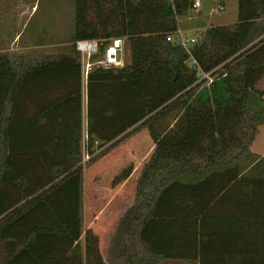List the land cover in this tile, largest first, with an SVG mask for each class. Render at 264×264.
I'll use <instances>...</instances> for the list:
<instances>
[{
  "label": "trees",
  "instance_id": "trees-1",
  "mask_svg": "<svg viewBox=\"0 0 264 264\" xmlns=\"http://www.w3.org/2000/svg\"><path fill=\"white\" fill-rule=\"evenodd\" d=\"M194 1L75 0L71 52L0 53L4 264H112L116 245L127 264H264V174L242 163L264 160L249 100L264 77V0H238L237 22L187 49L179 18ZM115 37L130 61L85 78L76 42L104 50ZM84 136L91 153L110 143L87 164ZM138 227L144 252L125 243Z\"/></svg>",
  "mask_w": 264,
  "mask_h": 264
},
{
  "label": "rangeland",
  "instance_id": "rangeland-1",
  "mask_svg": "<svg viewBox=\"0 0 264 264\" xmlns=\"http://www.w3.org/2000/svg\"><path fill=\"white\" fill-rule=\"evenodd\" d=\"M0 1L3 2L25 1L28 3L30 7L35 5L34 12L30 17L31 21L30 22L28 21L27 25L21 28V34L19 36V39L21 36H23L22 39L29 36H33L37 40L44 41L45 43H47L46 47L43 48V50H45L47 53V55L44 56H56L59 54H63L67 51L71 52L72 42L70 38L75 29V21H74L75 0H0ZM223 3H225V7H223V9L220 10L218 6L221 4L223 5ZM202 5L204 9H206V11L203 12V17H202L203 24H200L198 28L190 27L191 24L195 23V20L189 21V19H191L190 17L194 16L197 13L190 9L189 13H186L185 15L180 16L179 18L180 25L182 28L190 27V30H194V33L201 35L202 33L199 34L198 31H200V29H204L206 25L217 26V25L231 24L238 21V7H239L238 0H201V6L195 9L196 11H198V13H200ZM17 28H18L17 24H15L14 25L15 31ZM18 29H20V27ZM14 33L13 35L11 34L12 37L14 36ZM2 45H3V41H1L0 43V50L3 49ZM35 51L36 49H31L29 52L27 51L23 54H20L19 52L15 51L16 54L13 55L31 56L28 54L29 53L31 54L32 52L35 53ZM130 55L131 53L127 45L126 54H125L126 63L130 61L131 58ZM221 70L222 69L218 71V74L216 76L217 78L220 77ZM199 82L202 85H206L208 81L201 80ZM83 101H84V109H83L84 128L86 130V124H87L86 96H84ZM259 108L263 110L264 106H259ZM87 139H88L87 136H85L83 140V163L89 161V159L84 160L86 154H89L92 158L95 154H98L100 151L106 148V145H102L100 142L95 141V143L91 147V150H94L95 152L91 153L90 149L88 151V147L86 144ZM140 228L141 227L135 229L134 239L127 238L125 240V243L127 242L130 243L133 240L132 246L136 248V250L144 252L147 249V247L140 238V234H139ZM122 243H124V241ZM120 248H122V246L116 245L114 251L117 252ZM122 255L124 256V258H122L121 255L119 256V258L113 257L112 264H127L126 254H124V251ZM0 264H4V257L2 255H0ZM162 264H166V263L163 261Z\"/></svg>",
  "mask_w": 264,
  "mask_h": 264
},
{
  "label": "crops",
  "instance_id": "crops-1",
  "mask_svg": "<svg viewBox=\"0 0 264 264\" xmlns=\"http://www.w3.org/2000/svg\"><path fill=\"white\" fill-rule=\"evenodd\" d=\"M0 1V43L1 41H3V49L0 50V53H4V54H16L15 51L19 52L20 54H23L25 52H29L31 49H36L35 53H29L28 55H47L46 51L43 50V48L46 47V44L44 41H39L37 40L35 37L33 36H29L26 38H23V36L20 37L19 36L21 34V28L25 27L27 25V22L31 21L30 17L34 12V8L35 5H33L32 7H30L28 5L27 2L25 1H20V2H3ZM223 7H225V3H223ZM195 12H197L194 16L190 17L191 19H189V21H193L195 20L194 24H191L190 27L191 28H198L200 24L202 23V17H203V12L206 11V9H204L203 5L201 7V11L200 13H198V11L191 9ZM190 11H188L187 13H189ZM74 21H75V17H74ZM17 24V27L20 29H14V25ZM209 25H206L204 29H200L199 34L202 33ZM189 28H182L180 25V30L183 31L184 34L186 35H193V36H198L197 33H194V30H190ZM197 30V29H195ZM15 31V33H14ZM14 33V36L12 37ZM12 34V35H11ZM11 35V36H10ZM74 36V32L72 33V36L70 38L71 42ZM8 39V41H7ZM19 39V41H18ZM65 53H69L68 51ZM63 53V54H65ZM256 89L259 90H252L250 93V104L252 107H254L260 114L261 116H263L262 118L264 119V108L263 110H261V108H259V106H264V77L258 82ZM260 110V111H259ZM166 114L163 115L162 118H166ZM85 137V136H84ZM110 143H106L104 145H106V147L109 145ZM252 150L258 154H260V158L258 160H260L261 158L264 157V122L261 125V129L259 130L258 136L255 139V141L252 144ZM94 151V150H93ZM95 152V151H94ZM250 161V162H249ZM89 161L83 163V159H82V163L83 164H87ZM242 163L245 164V170L244 172L246 174H250V175H259V174H264V160H260V161H251L248 159H243ZM138 166V165H137ZM183 179H188L187 175H183L182 176ZM11 238L6 237L4 242L6 243L7 241H9ZM81 249L84 253L85 251V236L83 235L82 239H81ZM112 258L113 257H118L120 256L119 250L116 252L114 251V249L112 250ZM0 255H2L4 257V263H5V259L7 256V246L5 244V246H2V244H0ZM122 258H124V256H122ZM164 262L166 264H200V260H192V259H173V258H169L164 260Z\"/></svg>",
  "mask_w": 264,
  "mask_h": 264
},
{
  "label": "built area",
  "instance_id": "built-area-1",
  "mask_svg": "<svg viewBox=\"0 0 264 264\" xmlns=\"http://www.w3.org/2000/svg\"><path fill=\"white\" fill-rule=\"evenodd\" d=\"M201 6V0H195L192 9H197ZM220 10L223 5H219ZM180 43L189 49L195 42L198 41V36H191L184 34L181 30L178 35ZM76 48L81 53L83 74L87 78L90 71L95 68H114L122 67L126 64L125 54L127 48V41L124 37H115L110 40L104 50L101 49V43L98 39H80L76 42ZM191 63L195 66L199 64L192 60ZM220 67L211 71H204L201 69L199 80H206L212 82L218 74ZM90 160L89 154L85 155L84 160Z\"/></svg>",
  "mask_w": 264,
  "mask_h": 264
}]
</instances>
